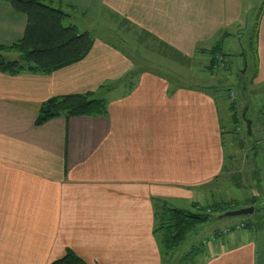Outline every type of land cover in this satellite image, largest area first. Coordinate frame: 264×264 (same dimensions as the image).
I'll list each match as a JSON object with an SVG mask.
<instances>
[{"label": "crops", "instance_id": "crops-1", "mask_svg": "<svg viewBox=\"0 0 264 264\" xmlns=\"http://www.w3.org/2000/svg\"><path fill=\"white\" fill-rule=\"evenodd\" d=\"M47 1L82 32L92 35L77 19L97 5L121 18L127 31L134 28L191 58L234 37L228 29L240 27L244 9V0ZM26 23L24 14L0 0L1 45L19 40ZM252 35L250 83L264 89V1ZM92 37L84 59L50 74L0 70V264H50L68 250L87 264H170L154 234L155 202L201 206L199 199L212 197L233 167V153L226 166L225 133L232 132L222 123L216 90L179 81L194 75L193 64L190 71L167 72L175 75L173 83L151 66L152 54L143 55L149 39L137 41L135 50L125 39L115 45ZM87 92L107 100L105 116L36 124L46 100ZM225 107L230 129L233 118ZM246 111L248 106L244 117ZM256 186L244 207L258 198V189L264 192L261 179ZM242 221L230 224L232 230L193 264H264V225L237 228Z\"/></svg>", "mask_w": 264, "mask_h": 264}, {"label": "rangeland", "instance_id": "rangeland-1", "mask_svg": "<svg viewBox=\"0 0 264 264\" xmlns=\"http://www.w3.org/2000/svg\"><path fill=\"white\" fill-rule=\"evenodd\" d=\"M263 1L264 0H244L240 27L236 25L230 27L228 32H234L236 35L226 38L224 42L223 49L230 55H213L209 52L200 51L196 52L192 58L185 56H183V58L181 54L180 56L174 53L173 50H168L166 46H159V44H157L158 42L152 41L149 38H142V34L134 28H130L127 31V27L123 26L121 18L117 16L113 17L105 11H99L101 9L98 8L97 5L93 6L92 11L87 17H80L76 21L80 28L86 27L84 29L90 31L93 36H100L101 38L112 41L115 45H121L123 39H125L127 45L129 46L131 44L135 50L138 46L136 44L137 41L144 42L145 39H149L148 42L151 44L142 42L144 46L148 48L144 49L143 55L147 56L152 54L151 56H147L148 59L151 60V66L171 76L173 83L176 82L173 79L175 75L172 76L167 72L171 70L175 71L176 69L174 67L180 69L186 68L189 70L192 68L191 65L193 64L194 68L192 70L195 76H179V79L183 77V80L180 79L179 81H184L185 84L200 83L214 87L216 93L219 95L220 101H222L219 105L222 123L226 126V130L232 132L225 133L226 166L229 167L232 163V153L234 154V161L230 174H227V179L220 180L218 182L219 184H215L216 188L210 191L212 197L208 195L203 201L199 199L201 206L204 208L208 204L219 201L227 203V207L231 208L229 210L245 208L244 206L247 203L246 199L252 194L253 188H257L256 185L259 179L263 181L264 187V120L262 116L264 89L263 86L250 83L253 70V49H249L248 44L253 34L256 18ZM64 24H68L66 19L64 20ZM211 48H209L208 51ZM127 49L130 50L129 47H127ZM244 50L246 51V58L242 55ZM2 55L4 56V54ZM17 57L18 54L12 52L10 56H8V59L12 60ZM247 63L249 69L245 71ZM225 105L228 106L231 111V117L233 118V126H231L230 129L227 127L228 116ZM234 105L238 109L237 112L239 115L236 116L237 119L233 116L235 109ZM247 106L248 111H246L247 113L244 117L242 112L245 111ZM235 119L237 122L234 121ZM247 120H250L252 123L251 134L248 132ZM220 185H222V187H220ZM258 191L257 197L260 198L261 201L259 204L256 202V204L252 203L250 205L255 208L253 214L220 217L226 211L212 213L208 222L199 225L196 232L188 235L183 245L170 253V264H178V261L181 260L193 246L206 249L212 244L214 239H220V235L226 234L224 232L228 231V226L233 222L246 219L254 221L257 219L261 214L257 212L256 206L264 208V192L260 189H258ZM172 205L184 208L188 211H201L200 207L196 205L193 206L192 204L184 205L174 203ZM229 230H232V228L230 227Z\"/></svg>", "mask_w": 264, "mask_h": 264}, {"label": "trees", "instance_id": "trees-1", "mask_svg": "<svg viewBox=\"0 0 264 264\" xmlns=\"http://www.w3.org/2000/svg\"><path fill=\"white\" fill-rule=\"evenodd\" d=\"M10 4L14 11L27 18L22 37L12 44H0V70L10 75L21 73L50 74L84 59L92 49L94 39L87 31H80L75 24L65 25L67 13L47 0H1ZM250 48L255 49V35L250 38ZM213 55H225L222 41L217 42L209 51ZM15 52L16 59H8L2 54ZM230 55V54H229ZM133 74V73H132ZM133 75L128 76L125 81ZM110 85L102 87L109 88ZM107 114V100L97 93H76L52 97L41 104L36 124H44L56 117L70 120L74 117H99ZM234 109L233 116L237 119ZM235 119V122L237 120ZM256 204V200L253 202ZM197 206V205H196ZM224 201L214 202L201 211L193 212L174 207L161 200L155 202L154 234L162 243L164 253L170 254L184 244L189 234L196 232L198 226L210 220L214 212L230 209ZM257 219L242 221L244 227L264 225V208L256 206ZM205 210V211H204ZM203 248L193 246L179 264H193ZM50 264H87L73 251L68 250L60 259Z\"/></svg>", "mask_w": 264, "mask_h": 264}, {"label": "water", "instance_id": "water-1", "mask_svg": "<svg viewBox=\"0 0 264 264\" xmlns=\"http://www.w3.org/2000/svg\"><path fill=\"white\" fill-rule=\"evenodd\" d=\"M251 125H252L251 121L247 120V128H248L249 134L252 133ZM254 212H255V208L253 206H250V207H245V208L236 209V210H228L225 213H223V216L224 217L244 216V215L253 214Z\"/></svg>", "mask_w": 264, "mask_h": 264}, {"label": "built area", "instance_id": "built-area-1", "mask_svg": "<svg viewBox=\"0 0 264 264\" xmlns=\"http://www.w3.org/2000/svg\"><path fill=\"white\" fill-rule=\"evenodd\" d=\"M262 116H263V120H264V106H263V108H262ZM236 227H237V228H243V227H244V223L241 222V223H239ZM229 229H230V228H229ZM229 229H228V230H229Z\"/></svg>", "mask_w": 264, "mask_h": 264}]
</instances>
